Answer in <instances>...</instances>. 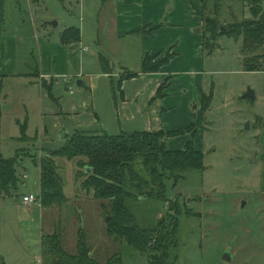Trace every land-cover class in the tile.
Wrapping results in <instances>:
<instances>
[{
  "label": "rangeland",
  "instance_id": "rangeland-1",
  "mask_svg": "<svg viewBox=\"0 0 264 264\" xmlns=\"http://www.w3.org/2000/svg\"><path fill=\"white\" fill-rule=\"evenodd\" d=\"M85 2L86 10L81 13V0H40L39 3L0 0V38L6 41L11 38L13 44H17L15 55L12 54L17 60V73L31 74L34 82H41L37 69L39 42L45 37L57 41L65 27H78L80 13L91 17L99 0ZM219 3V18L223 24L251 18L242 0H219ZM216 7L217 0H207L210 15H214ZM201 9L203 3L198 11ZM193 11L197 16L196 10ZM200 23L197 27L200 33L196 29L191 32L201 41L202 51H197L196 57L200 61L199 72L203 71L204 75L193 73L190 76L201 79V103L194 102L187 109L191 105L188 106V97L179 95L184 87L177 88L178 84L171 83L165 96L159 98H166L169 106H162L166 110L158 118L164 132H186L193 128L191 133L166 138L164 142L168 151H181L196 134L192 139L193 147L203 152L205 171L185 173V180L175 187L172 181L166 182L167 202L137 196L139 202L127 203V211L143 221L146 228L155 229L162 220L169 222L176 213L173 204L179 202L178 244L171 249V264H264V166L259 158L260 131L256 128L258 121L264 118V72L244 71L242 39L226 32L213 42L214 52L209 54L206 49L211 48L203 46L202 20ZM170 56L167 52L163 57L150 56V60L157 64ZM172 76V79L176 77ZM4 77L0 90H4L8 99L0 101L3 109L0 153L17 162L21 183L19 198L0 193V264H42L41 238L56 232L61 233L65 249L75 254L80 228L85 230L98 261L105 263L118 253L121 264H149L145 255L108 238L106 219L109 215L114 217V202L98 200L93 193L81 188L83 179L77 180L76 160L59 161L67 198L65 204L41 209L40 203L23 202L24 196H39L38 161L61 147L65 141L61 135L64 129L59 128L60 122L44 120L40 123L39 115L34 112L35 108L39 110L40 89L30 85V78ZM73 90L78 92L80 88L75 84ZM249 90L255 94L254 100L243 99ZM65 95L69 96L66 91ZM209 96L210 107L203 111V97ZM23 126L25 130L21 129ZM135 166L137 173H141V166ZM225 253L232 261L223 260Z\"/></svg>",
  "mask_w": 264,
  "mask_h": 264
},
{
  "label": "crops",
  "instance_id": "crops-1",
  "mask_svg": "<svg viewBox=\"0 0 264 264\" xmlns=\"http://www.w3.org/2000/svg\"><path fill=\"white\" fill-rule=\"evenodd\" d=\"M81 1L80 9L84 13L86 2L84 0L83 5ZM201 5L202 0H99L91 17L80 13L76 28L81 38L77 45L62 43L67 27L57 41L45 37L39 42L40 66L37 64V69L46 86L34 82L31 74L16 72L17 60L12 54L15 55L17 44L14 45L11 38L7 41L0 38V82H4V76L30 78V85L38 87L41 95L37 103L39 110L35 108L34 112L39 115L40 123L45 120L62 124L59 126L64 129L62 141L79 130L104 131L112 136L160 131L162 124L158 115L166 110L162 107L166 105V98H155L167 80L166 89L172 84L184 87L179 95L188 97V106L191 105L187 109L194 102L201 103V79L190 76L193 73L204 75L203 71L199 72L200 61L196 57L197 51H202L201 41L191 32L201 25L199 17L192 13ZM167 52L174 54V58L160 72L123 77L139 72L147 55L163 57ZM172 74L176 75L173 79ZM78 80L82 81V86L77 92L73 85ZM49 87L52 99L47 91ZM7 99L8 95L1 91L0 101ZM0 108L3 116L1 104ZM259 121L256 126L260 131L259 158L264 166V118ZM63 144L64 141L61 146Z\"/></svg>",
  "mask_w": 264,
  "mask_h": 264
},
{
  "label": "trees",
  "instance_id": "trees-1",
  "mask_svg": "<svg viewBox=\"0 0 264 264\" xmlns=\"http://www.w3.org/2000/svg\"><path fill=\"white\" fill-rule=\"evenodd\" d=\"M32 1L40 2V0ZM242 1L248 7L251 18L226 25L219 18L221 5L219 0L213 16L208 12L207 0H202L203 9L195 12L203 23V46L205 49L211 48L206 50L212 54L215 46L213 42L225 35L220 31L221 27H225L226 34L242 39L241 55L244 71L264 72V0ZM80 38V30L70 27L64 31L62 43L77 45ZM173 58L174 54H171L170 57L153 64L150 55H147L139 72L125 74L123 77H134L139 73H158ZM30 77L34 76L30 75ZM167 83L168 80L159 88L156 100L163 97ZM47 91L52 99L51 88H47ZM210 103V96L203 97L202 110L207 111ZM1 116L0 108V118ZM21 129L25 130V127ZM191 129L193 128L186 132L142 131L116 136L108 135L104 131L79 130L66 136L64 144L59 149L46 152L47 154L38 161L40 171L38 198L41 208L61 206L67 202L59 161L76 160L79 168L77 180L83 179L81 188L93 193L94 198L98 200L111 199L114 202V217L109 215L106 219L109 224L108 238L145 255L149 264H171L169 262L171 249L178 244L179 221L176 213L181 212L179 202H174L176 213L171 216L169 222L162 220L155 229L146 228L143 221L131 211H127L126 205L131 204L133 200L139 202L137 196L144 199L145 196L147 199L155 198L162 203L167 202L166 182L172 181L175 187L185 180V173L205 171V156L203 152L196 151L193 147L192 139L196 134L192 135V139L181 151H168L164 142L166 138L191 133ZM135 165L141 166V173H137ZM86 168H91L90 174H86ZM20 183L17 162L4 158L0 153V193L15 198L19 194ZM41 249L42 264H121V256L118 253L112 255L105 263L98 261L92 253L88 236L83 228L78 231L75 254L65 249L59 232L42 236Z\"/></svg>",
  "mask_w": 264,
  "mask_h": 264
},
{
  "label": "water",
  "instance_id": "water-1",
  "mask_svg": "<svg viewBox=\"0 0 264 264\" xmlns=\"http://www.w3.org/2000/svg\"><path fill=\"white\" fill-rule=\"evenodd\" d=\"M220 31L222 33H224V32H226V28L225 27H221ZM197 33H200V30H197ZM76 85L78 86V88H80L82 86V81L78 80L76 82ZM243 99L254 100L255 99V94L251 90H249L247 93L244 94ZM85 171H86V174H90L91 173V168H86ZM18 197H19V195H17V198ZM223 260L228 261V262L232 261V259L230 258L228 253H225L223 255Z\"/></svg>",
  "mask_w": 264,
  "mask_h": 264
},
{
  "label": "built area",
  "instance_id": "built-area-1",
  "mask_svg": "<svg viewBox=\"0 0 264 264\" xmlns=\"http://www.w3.org/2000/svg\"><path fill=\"white\" fill-rule=\"evenodd\" d=\"M70 90L72 91V88H70ZM23 202L25 204H27V205H33V204H36V203L39 204L40 201H39L38 196H34V195L30 194V195H27V196L23 197Z\"/></svg>",
  "mask_w": 264,
  "mask_h": 264
}]
</instances>
